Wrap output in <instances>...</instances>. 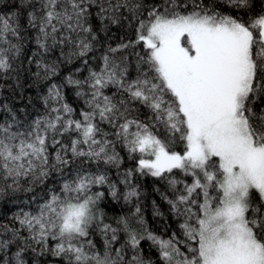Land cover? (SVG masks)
<instances>
[{
	"label": "snow or ice",
	"instance_id": "obj_1",
	"mask_svg": "<svg viewBox=\"0 0 264 264\" xmlns=\"http://www.w3.org/2000/svg\"><path fill=\"white\" fill-rule=\"evenodd\" d=\"M27 43L49 83L34 117L0 104V201L44 194L0 224V264H156L146 240L160 264H264V0H18L0 74ZM142 176L167 184L168 239L144 224ZM109 197L134 210L108 222Z\"/></svg>",
	"mask_w": 264,
	"mask_h": 264
},
{
	"label": "trees",
	"instance_id": "obj_2",
	"mask_svg": "<svg viewBox=\"0 0 264 264\" xmlns=\"http://www.w3.org/2000/svg\"><path fill=\"white\" fill-rule=\"evenodd\" d=\"M16 2H18V0H5L4 4H0V10L9 11L11 4ZM127 35L125 31L113 28V38L108 42L115 47L120 42V39L125 38ZM34 51L35 44L27 43L20 61L13 64V68H18V71L0 74V104H7L9 107L16 109L25 108L30 114V118L34 117L37 113L43 112L39 97L46 94L49 83V81L43 78H37L34 75L36 72L35 64H28V58L32 57ZM57 54L58 53H53L52 56ZM95 55H99V52ZM92 63L95 64L96 61L93 60ZM80 66L81 61L74 60L73 63L61 67L60 76H66L70 71L74 72L75 69ZM77 75H86V71L78 73ZM56 79L57 82H59V78ZM65 91L69 102L73 103L74 107H78L79 101L76 100L74 92L71 89H66ZM29 101H31V103H29ZM0 111H2V109H0ZM120 153L124 160V163L121 165V171L133 167L134 162L128 158L127 151L120 150ZM114 172V169L109 172V175L112 176L113 179H115ZM55 180L56 177H52L46 182L47 186L52 187ZM135 182L140 191L139 206L142 210L143 221L146 228L153 234L164 239H168L174 232H179V221L170 211L167 202L162 198V194L167 192V184L164 181L156 180L150 176L139 177ZM42 188L43 186L37 187L35 192L21 191L16 193L14 197L16 203H13L12 200L0 201V224L10 222L12 215L22 206L19 202L27 200L33 195H43ZM167 194L170 195V193ZM100 209L105 213L108 222H114L117 217L130 214V210H134L132 205H126L123 200L112 201L110 197L107 202L102 201L100 203ZM97 240H99V237H97ZM142 248L145 254L150 256L156 264H160L159 253L157 249L151 245L150 241H143Z\"/></svg>",
	"mask_w": 264,
	"mask_h": 264
}]
</instances>
